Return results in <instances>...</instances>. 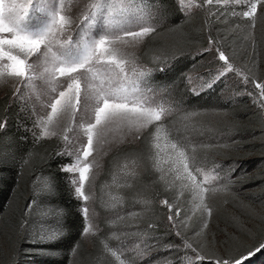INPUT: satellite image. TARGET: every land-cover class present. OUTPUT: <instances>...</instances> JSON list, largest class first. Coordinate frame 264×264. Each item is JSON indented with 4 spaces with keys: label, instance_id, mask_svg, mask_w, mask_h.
Here are the masks:
<instances>
[{
    "label": "snow or ice",
    "instance_id": "1",
    "mask_svg": "<svg viewBox=\"0 0 264 264\" xmlns=\"http://www.w3.org/2000/svg\"><path fill=\"white\" fill-rule=\"evenodd\" d=\"M203 3L212 5L214 0H203ZM258 7L264 13V0H249L247 9L241 13L243 17L253 20V27ZM156 31L155 26L144 22V15L138 11L136 0H83V6L73 11H69L62 0H26L24 4L17 3V0H0V61H6L0 77L6 75L27 83L38 98L45 89L56 93L43 104V115L37 111L33 118L34 126L41 130L37 139L41 136H55L56 132L50 131V126L54 120L58 122L62 117L75 122L76 127H83L86 140L69 136L68 133L73 131L70 125L63 130V141L71 145L76 153L75 163L57 162L62 172L78 173V181H73L78 199L87 202L91 198V193L85 189V182L92 180L89 174L93 162L89 157H93L98 144L107 141L109 134L119 130L122 134L119 142H124L128 136H131L129 143L139 141L136 148L121 149L116 154V171L113 176H122L123 186L135 191V177L139 175L140 169L147 173V179L157 187L179 181L182 190H186L196 205L204 208L210 216L212 210L206 205L205 197L216 176L214 170L206 171L205 165L197 158L198 142L179 134L173 135L169 130L167 167L162 168L159 159V133L164 117L171 115L172 108L154 104L149 93L153 92L154 86L167 89L176 79L185 75L184 70L179 69V75L174 79L167 78L169 82L158 83L165 81L166 77L161 76L156 80L151 77L154 72H163V65L154 68L142 56L139 59L143 63L137 67L138 58L129 56L126 50L118 46L143 44L146 49ZM222 40L223 37L209 36L208 47L203 49V53L215 50L216 58L223 62V70L241 75L226 55ZM34 56L37 60L43 57L46 63H50L51 67L45 68V74L37 76L34 73L29 63ZM152 59L159 60L161 57L157 54ZM37 80L41 83H35ZM242 82L254 84L259 90L254 99H259L261 107H264V83L255 82L248 76H243ZM212 86V82L207 85L208 88ZM194 94L200 93L197 90ZM78 113L80 121L76 120ZM6 127L7 121H0V131ZM30 154L31 150L26 156ZM21 161L24 162L23 157ZM44 188V195L55 197L60 191L59 177L46 183ZM128 195H132V192ZM122 201L123 197L116 203ZM139 202L148 201L144 199ZM34 203L35 199L30 200L27 210H31ZM162 203L168 209L167 219L176 230L175 234L181 237L186 248L197 254V259L204 260L198 246L194 247L179 230L180 221L177 218L180 217L181 209L173 211L174 205L167 198ZM42 207L63 213L54 199H49ZM76 207L81 211L83 219L80 233L87 234L91 228L88 204ZM203 226L207 227L206 221ZM56 232L63 233L66 229L58 226L49 235H25V246L31 248L40 245V251L48 252L59 251L63 245L71 244L75 247L74 237L64 240L63 235H56ZM262 249L264 240L253 245L241 258L221 255L211 259L213 264H243V260L251 258ZM111 255L119 264H125L117 252L111 251ZM130 264H136L135 260L130 261Z\"/></svg>",
    "mask_w": 264,
    "mask_h": 264
},
{
    "label": "rangeland",
    "instance_id": "2",
    "mask_svg": "<svg viewBox=\"0 0 264 264\" xmlns=\"http://www.w3.org/2000/svg\"><path fill=\"white\" fill-rule=\"evenodd\" d=\"M202 1L174 0L184 16H189L200 10L206 12L207 16H211V13L229 16L237 23L248 21L251 30L250 33L248 31L247 37L250 36L252 41H255L257 37H262L264 42V18L261 16L264 13L261 12L260 8L257 9L254 27L252 26V19L241 15L247 9L249 0H214L212 5L200 4ZM62 2L69 11L83 6V0H62ZM17 3L24 4L26 0H17ZM136 5L138 11L144 15L145 23L155 26L156 29L169 26V14L156 1L136 0ZM141 45L118 46L126 50L129 56L134 55L138 58ZM206 47H208V41L205 47L198 48L191 53V57L196 63L187 71L185 76V87H187L188 92L194 94L198 90L199 93H202L217 87L224 102L230 101L233 104L238 98L244 97L264 115V107H261L260 100L254 99V96H258L259 90L254 87L253 83L245 84L242 82L243 76H248L255 82L264 83V54L246 68L242 64L231 61L234 67L241 72V75H237L235 72H227L221 68L223 62L216 58L215 50L203 53V49ZM156 62L161 63L162 61L159 59ZM5 63L6 61H0V71L4 70ZM29 63L37 76L45 74V68L51 67L50 63H46L43 57L39 60L35 56L31 57ZM140 64L138 60L137 67ZM163 66L167 67L168 64H163ZM60 80L62 81L63 78ZM209 82L213 84L211 88L207 87ZM35 83L41 82L37 80ZM8 93L11 95V102L20 113V124L29 137L33 140L57 139L60 143L59 155L62 161L75 163L76 153L71 145H66L63 141V130L70 125L73 131L68 133L69 136L74 137V139L86 140V137L83 136L82 126L76 127L75 122L62 117L58 122L54 120L53 125L50 126V131L56 132L55 136L36 138L40 135L41 130L34 126L33 118L37 111L43 115L45 111L43 104L56 93H50L45 89L38 98L36 92L27 83H21L19 80L5 75L0 77V96ZM149 95L154 104L164 108H172L171 115L164 117L163 126L159 133L161 167H167L168 132L171 130L173 135L179 134L188 140L197 141V158L205 165L206 171L214 170L216 179L211 183V190L205 197L206 205L212 210L210 216L204 208L196 205L186 190H182L179 181L168 184L176 189L179 198L187 196L188 213L186 219L181 217V213L180 217L177 218L180 221L179 230L182 236L193 246L194 244L200 245L199 254L205 259H197V254L192 249L186 248L181 237L175 234L176 230L172 228L167 219L169 213L162 203L163 200L158 203V206L163 210L158 211L159 209L153 205L146 190L137 186L142 169L138 170L139 175L135 177V191L133 188L121 184L122 176H113L116 171V164L111 168L108 179L99 183L107 156L117 148L137 143V141L129 143L131 136L124 139V142H119L122 139L119 130L109 134L107 141L98 144L93 157H89V160L93 162V168L89 174L92 180L85 182L86 191L91 193L89 201L84 202L75 196L76 185L73 181H78V173L65 172L78 205L87 203L89 207L91 228L89 233L83 235L88 247H92L94 237H99L104 251L110 255L114 264H119V261L111 255V251L117 252L125 264H130L132 260H135L136 264H213V260L208 256L228 255L231 249L230 243H236L242 247L251 243L253 239H263L264 207L252 202L254 200L253 195L249 196L248 194L256 193L257 190L246 186L247 184L245 185L243 182L246 180L243 178L250 174L248 167L247 169L244 167L249 166L248 163L252 161V158L235 157L241 136L237 134L239 130L231 115L227 111L200 110L187 107L183 102L184 100L170 88L161 89L154 86L153 92ZM76 120H81L79 113ZM223 155L227 158H224ZM217 165L219 166L217 167ZM44 185L45 182L39 180L33 188L36 193H41V191H45ZM129 189H132V196L126 198L124 192ZM121 197H123V201L116 203L120 201ZM144 199L148 202H139ZM175 210L173 207V211ZM79 212L81 214V211ZM154 213L155 215L152 216ZM33 215L35 218L28 229L30 236L49 235L57 228L55 222L52 221V214L46 208L38 207ZM197 216L200 218V227L193 231L192 225L188 221ZM205 221L207 227L203 226ZM150 224L153 227H149ZM186 224L188 228L184 230L183 226ZM57 234L58 232H56ZM167 245H172V247H166ZM12 254L11 239L6 232L0 230V264H6L10 261ZM85 264L104 263L103 261H95Z\"/></svg>",
    "mask_w": 264,
    "mask_h": 264
},
{
    "label": "trees",
    "instance_id": "3",
    "mask_svg": "<svg viewBox=\"0 0 264 264\" xmlns=\"http://www.w3.org/2000/svg\"><path fill=\"white\" fill-rule=\"evenodd\" d=\"M159 3L163 10L169 14L168 27L157 29L152 34L151 43L148 48L141 45L138 52V60L142 64L143 56L148 60L152 67L164 66L163 72H154L152 79L158 77L175 78L179 75V69H183L184 76L176 79L171 84L175 94L179 95L185 105L190 108L200 110L216 109L227 111L235 122L238 136H241V142L237 148L235 157L246 159L252 158L249 166L244 164L249 175L245 176L243 181L246 186L257 190L249 193L253 195L254 203L264 207V115L263 112L256 109L253 104L246 101V98L240 97L235 103L224 102L217 87L208 89L199 95L189 93L185 87V76L187 71L196 63L191 57L198 48L206 46L208 37H223L221 45L226 50V55L230 61L245 66L252 65L260 55L264 54V42L262 37H257L255 41L247 37L251 30L248 21L237 23L229 16L215 15L207 16L204 11H197L189 16L181 14L174 0H153ZM203 4V1L200 2ZM264 18V15H261ZM236 22V23H235ZM159 54L161 63L153 60V56ZM165 60V61H164ZM197 60V59H196ZM264 80V78H263ZM180 99V100H181ZM191 102V103H190ZM21 116L16 106L11 102V95L0 96V121H7V127L0 131V230L6 232L12 243V257L6 264H85L95 261H103L104 264H114L112 258L107 254L102 246L99 237H94L92 247H88L80 233L83 226V219L76 205L78 202L73 196V191L65 172L57 167V162L62 161L59 150L60 143L55 138L33 140L21 126ZM23 138V139H22ZM139 141L133 145H125L117 148L109 154L105 160L104 172L99 179V183L108 179L111 168L117 163L116 154L121 149H134ZM31 150V154L27 155ZM256 156V158H254ZM24 158L22 163L21 158ZM224 158H227L223 155ZM231 159V158H230ZM59 177L60 191L55 197H48L41 191L36 193L33 186L41 180L45 184L55 181ZM239 182V181H238ZM241 182V183H243ZM138 187H143L149 194L153 205L158 211L163 209L158 206L159 201L165 198L173 203L174 208L181 209V217L186 219L188 213L187 196L179 198L176 189L169 185L153 184L147 179V173L143 171L139 178ZM129 189L124 192L126 198H129ZM132 196V195H131ZM35 199L31 210L26 206L30 200ZM49 199H54L56 204L63 209V213L58 210L47 208L52 214V221L56 227L66 229V232H58L57 235H63L64 240H70L73 237L75 247L71 244L61 246L59 251H40V245H33L31 248L25 246L24 237L29 235V226L35 218L33 215L38 207H42ZM155 213L152 215L154 216ZM191 223L193 231L200 227V218L197 216L188 221ZM187 223V224H188ZM184 225L186 230L188 225ZM191 232V230H189ZM263 239H253L251 243L239 247L236 243L229 244L231 255L234 258L243 257L247 251ZM200 245L194 244V247ZM71 248V251L69 249ZM208 258H212L211 255ZM243 264H264V249L256 253L249 259L243 260Z\"/></svg>",
    "mask_w": 264,
    "mask_h": 264
}]
</instances>
